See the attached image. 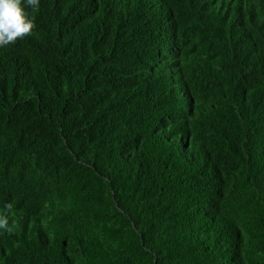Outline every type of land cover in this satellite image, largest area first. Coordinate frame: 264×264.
<instances>
[{
  "label": "trees",
  "instance_id": "16d2710c",
  "mask_svg": "<svg viewBox=\"0 0 264 264\" xmlns=\"http://www.w3.org/2000/svg\"><path fill=\"white\" fill-rule=\"evenodd\" d=\"M28 11L0 47V264H264V0Z\"/></svg>",
  "mask_w": 264,
  "mask_h": 264
},
{
  "label": "clouds",
  "instance_id": "9594fccd",
  "mask_svg": "<svg viewBox=\"0 0 264 264\" xmlns=\"http://www.w3.org/2000/svg\"><path fill=\"white\" fill-rule=\"evenodd\" d=\"M40 8V0H0V47L7 48L17 40H23L35 34L34 15ZM6 209L12 212L13 205L7 204ZM15 225L9 226L7 214H0V230L12 233Z\"/></svg>",
  "mask_w": 264,
  "mask_h": 264
}]
</instances>
